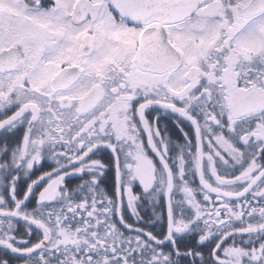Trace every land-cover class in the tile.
I'll return each instance as SVG.
<instances>
[{
    "label": "snow or ice",
    "instance_id": "6c2138e0",
    "mask_svg": "<svg viewBox=\"0 0 264 264\" xmlns=\"http://www.w3.org/2000/svg\"><path fill=\"white\" fill-rule=\"evenodd\" d=\"M0 264H264V0H0Z\"/></svg>",
    "mask_w": 264,
    "mask_h": 264
}]
</instances>
